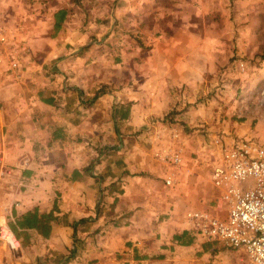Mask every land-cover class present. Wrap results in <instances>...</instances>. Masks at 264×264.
Segmentation results:
<instances>
[{
  "label": "crops",
  "instance_id": "crops-1",
  "mask_svg": "<svg viewBox=\"0 0 264 264\" xmlns=\"http://www.w3.org/2000/svg\"><path fill=\"white\" fill-rule=\"evenodd\" d=\"M67 3L54 37L42 14L25 33L6 26L22 72L0 77L1 216L53 214L46 237L16 228L26 245L50 250L40 260L47 264H253L185 218L190 210L225 216L210 179L217 149L183 111L186 89L193 93L207 57L220 54L219 34L185 27L187 0ZM165 123L182 156L171 186L152 157Z\"/></svg>",
  "mask_w": 264,
  "mask_h": 264
},
{
  "label": "rangeland",
  "instance_id": "rangeland-1",
  "mask_svg": "<svg viewBox=\"0 0 264 264\" xmlns=\"http://www.w3.org/2000/svg\"><path fill=\"white\" fill-rule=\"evenodd\" d=\"M68 1L72 0H3L0 1V18L19 34L31 29L34 17L42 14L43 31L54 37L66 14L58 7ZM108 1L110 6L116 0ZM187 2L193 6L183 7L187 10L183 16L185 27L208 37L218 33L220 40V54L215 58L207 57L206 68L193 85V93L186 89L188 101L183 111L194 116L192 128L209 129L207 134L196 133L213 148L215 139L222 142L246 140L264 145V0ZM54 9L57 11L53 14ZM49 14L58 22L50 25ZM105 44L102 45L111 47L109 42ZM38 248L24 246L13 254L0 244V264H47L40 260L42 252L48 255L50 250Z\"/></svg>",
  "mask_w": 264,
  "mask_h": 264
},
{
  "label": "built area",
  "instance_id": "built-area-1",
  "mask_svg": "<svg viewBox=\"0 0 264 264\" xmlns=\"http://www.w3.org/2000/svg\"><path fill=\"white\" fill-rule=\"evenodd\" d=\"M3 1V0H0ZM19 48L13 33L0 18V77L18 80L21 76ZM163 135L156 133L152 157L165 166L163 184L171 186L181 167L182 156L176 142L177 131L163 125ZM0 131V181L7 173L3 136ZM217 158L211 169L212 185L219 190L225 216L217 218L200 210L186 212L192 229L207 241L229 247H241L253 264H264V145L246 140L222 142L215 139ZM0 244L15 254L20 243L0 214Z\"/></svg>",
  "mask_w": 264,
  "mask_h": 264
},
{
  "label": "trees",
  "instance_id": "trees-1",
  "mask_svg": "<svg viewBox=\"0 0 264 264\" xmlns=\"http://www.w3.org/2000/svg\"><path fill=\"white\" fill-rule=\"evenodd\" d=\"M14 221H8L10 228L12 229L13 233L19 240L20 246L24 247L25 241L27 240V233L26 231H17L16 228L34 230L37 234L41 237H46L49 232L50 223L53 221L54 216L51 212L47 213H38L36 210H28L19 215H13ZM20 235H22L23 240L20 239Z\"/></svg>",
  "mask_w": 264,
  "mask_h": 264
}]
</instances>
